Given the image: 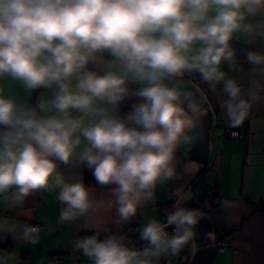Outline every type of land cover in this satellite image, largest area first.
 Here are the masks:
<instances>
[{
	"label": "clouds",
	"instance_id": "obj_1",
	"mask_svg": "<svg viewBox=\"0 0 264 264\" xmlns=\"http://www.w3.org/2000/svg\"><path fill=\"white\" fill-rule=\"evenodd\" d=\"M262 10L264 0H0V194L15 188L22 202L51 181L66 205L61 219L85 216L89 189L57 171L58 163L78 158L97 184L114 186L113 205L127 222L152 200L158 182L176 176V151L196 127L191 97L168 81L199 73L213 93L222 84L227 99L220 107L230 126L247 117L256 93L245 99L221 66L236 67L229 42L237 32H252L245 22ZM246 59L264 65L259 52ZM258 71L264 75V67ZM9 78L29 95L41 88L49 95L41 93L34 105L18 102L5 94ZM131 97L139 102L121 117L119 105ZM174 209L165 223L152 218L139 229L146 242L140 249L115 235L86 236L75 248L94 264H158L186 246L195 251L203 213L179 200ZM37 232L24 227L25 237Z\"/></svg>",
	"mask_w": 264,
	"mask_h": 264
},
{
	"label": "crops",
	"instance_id": "obj_2",
	"mask_svg": "<svg viewBox=\"0 0 264 264\" xmlns=\"http://www.w3.org/2000/svg\"><path fill=\"white\" fill-rule=\"evenodd\" d=\"M245 23L252 25L253 31L237 32L229 43L244 50L246 57L249 51L264 54V10L249 16ZM246 57H237L235 68H230L228 62L221 66L228 78L242 85L245 99H249L250 90L257 96L239 126H230L220 107V101L227 99L222 84L213 93L199 73L167 82L191 97L195 111L190 114L196 127L186 133L189 140L182 141L176 151V176L158 182L152 200L138 206L128 221L139 227L152 218L161 222L175 210L177 200L185 208H198L203 217L195 229V251L186 246L178 255L162 256L158 264H264V75L258 71L264 65H252ZM95 67L100 70L102 65ZM3 84L6 95L29 105H34L41 93L49 95L43 88L29 95L20 82L10 78ZM184 107L188 110V100ZM227 129L244 130L246 137L228 140ZM57 171L65 182L84 184L83 164L78 158L66 165L58 163ZM87 188L92 208L72 221L61 219L66 205L58 199L60 189L54 182L33 191L22 202L15 200V188L0 194V256L6 258L3 264H54L58 258L61 264H94L92 258L75 248L80 235L110 237L120 233L123 221L113 205L111 191ZM207 189L214 191L217 203ZM34 224H39L38 232L25 237V225ZM217 235L227 238V247L222 251L215 245ZM130 248L140 249L132 242Z\"/></svg>",
	"mask_w": 264,
	"mask_h": 264
},
{
	"label": "built area",
	"instance_id": "obj_3",
	"mask_svg": "<svg viewBox=\"0 0 264 264\" xmlns=\"http://www.w3.org/2000/svg\"><path fill=\"white\" fill-rule=\"evenodd\" d=\"M246 137V132L244 130H238V129H227L225 131V138L228 140H239V139H245ZM207 193L211 197L212 201L214 203L218 202V198L215 197V193L212 189H207ZM166 219L161 221V223H165ZM32 226L39 227V224H34ZM139 227L138 224H136L133 221H127L122 223L121 231L119 234H116L115 236L122 237V243L126 247L130 248V243H135L138 247H143L146 246V242L143 241L139 235ZM166 231L171 233L173 231V226H168L166 228ZM92 235H97L99 240H104L108 239V235H103V234H92V233H82L80 235V238H84L86 236H92ZM215 245L218 251H222L227 247V238L222 235H217L215 237Z\"/></svg>",
	"mask_w": 264,
	"mask_h": 264
},
{
	"label": "trees",
	"instance_id": "obj_4",
	"mask_svg": "<svg viewBox=\"0 0 264 264\" xmlns=\"http://www.w3.org/2000/svg\"><path fill=\"white\" fill-rule=\"evenodd\" d=\"M230 46L236 51V58L241 57L245 58L246 53L244 50L230 44ZM244 54V55H243ZM130 90H135V87L129 86ZM139 100L136 97H131L128 99H125L121 104L119 105L118 114L123 117L127 112L131 110V105L133 103H138ZM83 182L86 187H92V188H98L102 190H108L111 191V189L114 187L113 185H107V186H101L97 184L93 174L92 170L87 167L86 164H83ZM207 191V190H206Z\"/></svg>",
	"mask_w": 264,
	"mask_h": 264
},
{
	"label": "water",
	"instance_id": "obj_5",
	"mask_svg": "<svg viewBox=\"0 0 264 264\" xmlns=\"http://www.w3.org/2000/svg\"><path fill=\"white\" fill-rule=\"evenodd\" d=\"M193 254V253H192ZM192 257V256H191ZM54 264H61V258H58L55 262H54Z\"/></svg>",
	"mask_w": 264,
	"mask_h": 264
}]
</instances>
